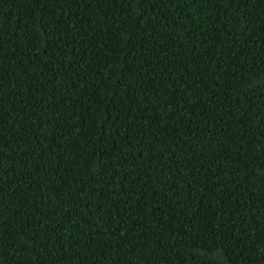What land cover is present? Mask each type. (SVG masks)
Wrapping results in <instances>:
<instances>
[{"label": "trees", "instance_id": "obj_1", "mask_svg": "<svg viewBox=\"0 0 264 264\" xmlns=\"http://www.w3.org/2000/svg\"><path fill=\"white\" fill-rule=\"evenodd\" d=\"M0 264H264V0H0Z\"/></svg>", "mask_w": 264, "mask_h": 264}]
</instances>
